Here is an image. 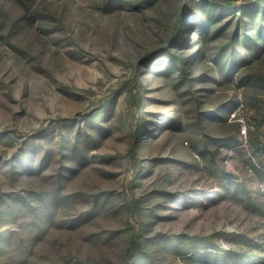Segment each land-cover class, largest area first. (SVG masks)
Segmentation results:
<instances>
[{
    "label": "rangeland",
    "instance_id": "374dc122",
    "mask_svg": "<svg viewBox=\"0 0 264 264\" xmlns=\"http://www.w3.org/2000/svg\"><path fill=\"white\" fill-rule=\"evenodd\" d=\"M141 227L130 264H264V0H0V264Z\"/></svg>",
    "mask_w": 264,
    "mask_h": 264
},
{
    "label": "trees",
    "instance_id": "16d2710c",
    "mask_svg": "<svg viewBox=\"0 0 264 264\" xmlns=\"http://www.w3.org/2000/svg\"><path fill=\"white\" fill-rule=\"evenodd\" d=\"M181 21V20H180ZM179 24L176 27V30L178 31ZM129 94L132 92L130 89L128 90ZM131 156L135 157V148L134 145L131 146ZM141 228H139L136 231H133L131 235V242L127 248V256H126V264H130L135 254L140 250L141 242L138 239ZM212 248V247H209ZM203 261L209 264H248V262H245L243 257L239 255L235 251H228V252H221L217 251L216 248L213 250H204L201 252ZM263 259V258H262ZM254 264H262V260L259 257L252 258Z\"/></svg>",
    "mask_w": 264,
    "mask_h": 264
},
{
    "label": "built area",
    "instance_id": "2783aa9c",
    "mask_svg": "<svg viewBox=\"0 0 264 264\" xmlns=\"http://www.w3.org/2000/svg\"><path fill=\"white\" fill-rule=\"evenodd\" d=\"M247 131H248L247 124L243 120H240L239 125H238V132H239L240 138H243V140H246ZM249 170L251 171L252 168L250 167Z\"/></svg>",
    "mask_w": 264,
    "mask_h": 264
}]
</instances>
